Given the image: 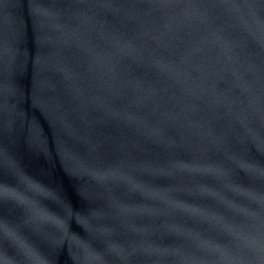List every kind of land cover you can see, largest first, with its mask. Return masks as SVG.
I'll return each instance as SVG.
<instances>
[{
    "label": "water",
    "instance_id": "water-1",
    "mask_svg": "<svg viewBox=\"0 0 264 264\" xmlns=\"http://www.w3.org/2000/svg\"><path fill=\"white\" fill-rule=\"evenodd\" d=\"M0 264H264V0H0Z\"/></svg>",
    "mask_w": 264,
    "mask_h": 264
}]
</instances>
